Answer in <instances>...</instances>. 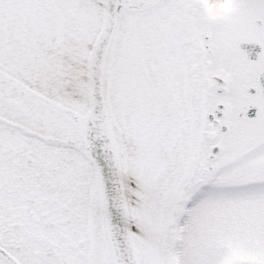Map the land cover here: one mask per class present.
<instances>
[{
  "label": "snow or ice",
  "instance_id": "obj_1",
  "mask_svg": "<svg viewBox=\"0 0 264 264\" xmlns=\"http://www.w3.org/2000/svg\"><path fill=\"white\" fill-rule=\"evenodd\" d=\"M0 264H264V0H0Z\"/></svg>",
  "mask_w": 264,
  "mask_h": 264
}]
</instances>
